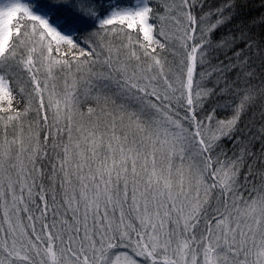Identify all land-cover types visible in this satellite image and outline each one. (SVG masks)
Listing matches in <instances>:
<instances>
[{
  "label": "snow or ice",
  "instance_id": "6c2138e0",
  "mask_svg": "<svg viewBox=\"0 0 264 264\" xmlns=\"http://www.w3.org/2000/svg\"><path fill=\"white\" fill-rule=\"evenodd\" d=\"M0 264H264V0H0Z\"/></svg>",
  "mask_w": 264,
  "mask_h": 264
}]
</instances>
